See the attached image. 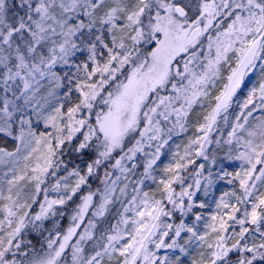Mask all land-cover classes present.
I'll return each instance as SVG.
<instances>
[{"label":"snow or ice","instance_id":"obj_1","mask_svg":"<svg viewBox=\"0 0 264 264\" xmlns=\"http://www.w3.org/2000/svg\"><path fill=\"white\" fill-rule=\"evenodd\" d=\"M0 264H264V0H0Z\"/></svg>","mask_w":264,"mask_h":264},{"label":"trees","instance_id":"obj_2","mask_svg":"<svg viewBox=\"0 0 264 264\" xmlns=\"http://www.w3.org/2000/svg\"><path fill=\"white\" fill-rule=\"evenodd\" d=\"M199 111H201V110L198 109V108L195 109V110L193 111V114H192V116L190 117V123H192V124L195 123V121H196V119H197V113H198ZM194 133H195V129H194V127H189L188 132H187V133H184V134H181L180 136L176 137V138L174 139V142H173V143H174V144H182V143L186 142V140H187L188 137L193 136ZM162 159H163V158H162ZM165 162H166V161H165ZM216 195L218 196V192L216 193ZM67 223H68V220H67V218H65V220L62 222V224H63L64 226H66Z\"/></svg>","mask_w":264,"mask_h":264},{"label":"rangeland","instance_id":"obj_3","mask_svg":"<svg viewBox=\"0 0 264 264\" xmlns=\"http://www.w3.org/2000/svg\"><path fill=\"white\" fill-rule=\"evenodd\" d=\"M220 188H227V185H220ZM218 195H219V192H218Z\"/></svg>","mask_w":264,"mask_h":264}]
</instances>
